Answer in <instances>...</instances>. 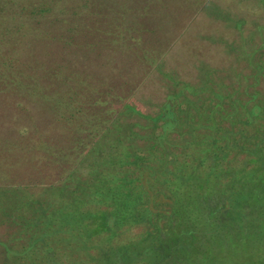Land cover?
Wrapping results in <instances>:
<instances>
[{
    "label": "trees",
    "instance_id": "trees-1",
    "mask_svg": "<svg viewBox=\"0 0 264 264\" xmlns=\"http://www.w3.org/2000/svg\"><path fill=\"white\" fill-rule=\"evenodd\" d=\"M250 58L264 76V58ZM210 79L175 82L152 114L124 101L144 122L114 116L77 138L48 194L19 201L16 253H37L36 264H264V92Z\"/></svg>",
    "mask_w": 264,
    "mask_h": 264
},
{
    "label": "rangeland",
    "instance_id": "rangeland-1",
    "mask_svg": "<svg viewBox=\"0 0 264 264\" xmlns=\"http://www.w3.org/2000/svg\"><path fill=\"white\" fill-rule=\"evenodd\" d=\"M2 6L0 264H36L37 253H16L19 201L48 194L44 188L78 155L77 138L114 116L144 122L125 112L124 101L152 114L175 82L201 83L206 74L243 96L264 92V76H254L250 58H264L259 0H6ZM33 6L44 12H31Z\"/></svg>",
    "mask_w": 264,
    "mask_h": 264
}]
</instances>
